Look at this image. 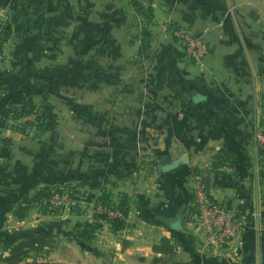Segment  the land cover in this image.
Wrapping results in <instances>:
<instances>
[{
	"label": "crops",
	"instance_id": "0c3cea01",
	"mask_svg": "<svg viewBox=\"0 0 264 264\" xmlns=\"http://www.w3.org/2000/svg\"><path fill=\"white\" fill-rule=\"evenodd\" d=\"M134 1L0 0L9 28L0 110L36 91L77 98V110L95 117L91 101L103 99V141L72 175L79 189L108 195L116 213L95 231L91 264H264V164L252 140L264 117V0ZM172 26L204 39L200 67L186 61ZM16 124L0 113V193L28 196L46 179L22 159L30 138ZM117 153L155 164L128 170ZM179 159L175 169L157 168ZM193 177L246 217L239 245L210 255L185 223ZM114 218L124 221L117 231ZM162 238L171 252L152 249Z\"/></svg>",
	"mask_w": 264,
	"mask_h": 264
},
{
	"label": "rangeland",
	"instance_id": "374dc122",
	"mask_svg": "<svg viewBox=\"0 0 264 264\" xmlns=\"http://www.w3.org/2000/svg\"><path fill=\"white\" fill-rule=\"evenodd\" d=\"M65 86L69 91L76 89L71 85ZM25 94L32 96L37 105L43 101H51L49 103L53 105L54 112L56 111V126L50 132H41L32 115L28 116L29 119H24L23 116L13 120L17 123L16 127L23 129L26 137L30 138L26 150L22 152V159L34 173L46 179L45 184L37 187L34 193L42 187H47L50 196L43 202L35 203L31 211L29 210L22 220H18L12 215V211L16 203L26 196L0 193V254H4L22 233L42 229L56 235V244L50 252L58 254L66 261H58L56 256L48 258L50 252L42 255L39 261L42 259L48 264H91L89 255L94 247L92 240L95 231L100 230L103 222L109 221L116 213L114 208H109L111 198H105L104 193L93 194L79 189L73 185L72 175L76 171L87 170L89 164L94 162V158L89 161V154L92 153L93 157L97 155L92 147L95 142L103 141L104 130L100 128L103 127L104 121L103 108H100L99 104L103 99L91 101L97 104L98 114L94 117L92 110L91 113L86 111V108L77 110V98L59 100L52 95L46 97L36 91H28ZM80 100L87 101L85 98ZM17 107V110L20 109ZM94 121H98V124ZM44 133L46 136L43 137ZM38 135H42V139H39ZM146 155L143 154L135 160L129 155L117 153L113 158H116L120 167L125 162L128 170H134L142 166L150 168L155 164L146 159ZM91 195L92 199L88 200ZM118 198L120 199V196ZM38 218L42 219L37 221ZM43 219L45 221H42ZM34 258V255H30L21 264Z\"/></svg>",
	"mask_w": 264,
	"mask_h": 264
},
{
	"label": "built area",
	"instance_id": "2783aa9c",
	"mask_svg": "<svg viewBox=\"0 0 264 264\" xmlns=\"http://www.w3.org/2000/svg\"><path fill=\"white\" fill-rule=\"evenodd\" d=\"M5 26L0 17V57ZM168 30L181 44L186 61L200 67L208 53L204 39L181 26H172ZM252 140L257 157L264 164V117L253 127ZM184 219L210 255L220 254L227 247L239 245L246 226V217L215 200L198 177L190 181Z\"/></svg>",
	"mask_w": 264,
	"mask_h": 264
},
{
	"label": "trees",
	"instance_id": "16d2710c",
	"mask_svg": "<svg viewBox=\"0 0 264 264\" xmlns=\"http://www.w3.org/2000/svg\"><path fill=\"white\" fill-rule=\"evenodd\" d=\"M131 1L133 5H137L136 1ZM8 35L9 28L5 26L1 44H4ZM17 106L20 108L18 109L19 111L17 110ZM0 113L11 120L32 115L41 132L53 131L56 126V113L54 112L53 105L47 101H43L41 104L37 105L29 94H25L22 100L17 103L3 106ZM49 196L50 194L47 187L38 189L33 195L26 196L17 202L12 211V215L18 220H22L35 203L43 202V200ZM103 196L105 198L108 197L106 194H103ZM90 199H92V195L88 198V200ZM126 201L127 196L121 195L119 205H125ZM125 212L126 211L122 210L123 215H125ZM111 222L113 231H117L124 226V221L118 218L112 219ZM55 244L56 235L50 231L33 229L28 233L24 232L10 247H8L4 254H0V263L21 264L30 255H34V259L24 262V264H48L47 261L42 259L39 261L38 259H40L42 255L48 254ZM122 245H124V241ZM152 249L165 253L171 252L168 240L164 238L160 240L159 245H154Z\"/></svg>",
	"mask_w": 264,
	"mask_h": 264
},
{
	"label": "water",
	"instance_id": "95a60500",
	"mask_svg": "<svg viewBox=\"0 0 264 264\" xmlns=\"http://www.w3.org/2000/svg\"><path fill=\"white\" fill-rule=\"evenodd\" d=\"M182 162L184 161L181 159L174 161L164 160L160 165H158L157 168L160 172H167L169 170L175 169Z\"/></svg>",
	"mask_w": 264,
	"mask_h": 264
}]
</instances>
